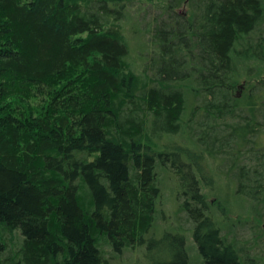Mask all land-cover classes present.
I'll use <instances>...</instances> for the list:
<instances>
[{
	"label": "trees",
	"instance_id": "16d2710c",
	"mask_svg": "<svg viewBox=\"0 0 264 264\" xmlns=\"http://www.w3.org/2000/svg\"><path fill=\"white\" fill-rule=\"evenodd\" d=\"M263 72L264 0H0V264H264V79L236 94ZM200 163L245 203L229 224Z\"/></svg>",
	"mask_w": 264,
	"mask_h": 264
},
{
	"label": "rangeland",
	"instance_id": "374dc122",
	"mask_svg": "<svg viewBox=\"0 0 264 264\" xmlns=\"http://www.w3.org/2000/svg\"><path fill=\"white\" fill-rule=\"evenodd\" d=\"M134 18L135 16L134 17L130 16V18L127 20L124 26H125L126 35L130 39V44H131L132 53L130 55L129 60L134 64L136 70H138L139 72L141 69V64L143 62L142 57L144 54H147L148 46L145 43V40H147L146 34H143L144 38L139 37L137 35L138 33L137 31L141 29H138L139 26L134 25V20H135ZM254 77L255 78L251 80H248L245 77H243L241 79V82L239 83L238 88L236 89L237 91L236 94L241 95L245 93L249 89L252 83L257 82L260 79H264V72L261 75H255ZM172 140L173 142H175L173 145L181 147L182 148L181 150L185 151L187 149L192 153H196V151L194 152L195 148L188 149L187 146H184L187 143L184 134L177 135ZM200 164L202 165L203 163ZM205 165L206 163H204L202 167ZM203 170L204 173L206 174V177L203 182L204 192L206 193L208 200L210 201L213 209L215 210V212H217V215L218 216L220 215L219 217L221 218L223 216V218L226 219L225 223L229 224V221L227 219H230V217L237 219L238 217L241 216V206L242 204L245 203H242L239 200V198L235 196L233 190L230 189L232 185L227 184L226 180L219 176L215 166H213L212 164L210 165L207 164L205 167H203ZM161 175H162L161 176L162 196L159 203V210H163L164 214L162 217H164V219L166 218L167 221L161 222L160 219H158L157 221L158 231H156L157 236H160L166 228L171 226L175 227L179 225L180 222L178 220L179 216L177 214V210H178V204H180L183 198L182 195L180 194V187L178 186L175 178L173 176L166 175L165 172H162ZM209 178H211V180ZM227 193H229L230 196L229 197L227 196L228 197L227 199L223 198V196H226ZM218 197H221L222 199ZM240 226L241 225L237 226L236 228L237 232L238 231L240 232L241 230ZM184 227L187 228V225ZM143 248L145 249V247ZM146 252H148V247H146ZM124 255L126 256L127 259V260H122L124 264H130L131 262L133 263L138 260L140 261L141 264H146L144 258L140 255H137L136 252H133V254L130 252H126Z\"/></svg>",
	"mask_w": 264,
	"mask_h": 264
}]
</instances>
